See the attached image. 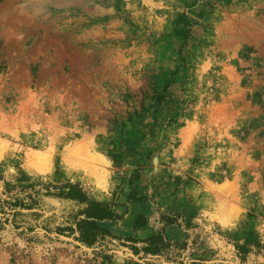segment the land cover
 Segmentation results:
<instances>
[{"label":"rangeland","instance_id":"obj_1","mask_svg":"<svg viewBox=\"0 0 264 264\" xmlns=\"http://www.w3.org/2000/svg\"><path fill=\"white\" fill-rule=\"evenodd\" d=\"M66 183L116 215L89 246ZM16 197L34 203L0 207V264H264L232 245L264 244V0H0Z\"/></svg>","mask_w":264,"mask_h":264},{"label":"trees","instance_id":"obj_2","mask_svg":"<svg viewBox=\"0 0 264 264\" xmlns=\"http://www.w3.org/2000/svg\"><path fill=\"white\" fill-rule=\"evenodd\" d=\"M52 188L56 189L54 194L58 196L70 197L79 202L83 201L86 203L85 209L81 211V213L84 214V218L78 219L76 223L78 231V235L75 237L76 240H79L89 246L95 241V237L102 238L104 235H108V230L100 226L99 223L102 221H111L116 219V215L112 212L110 205L88 200L81 187L77 184L66 183L57 187L52 186ZM29 199L31 198L29 197ZM33 203L32 199L31 203H29L22 201L18 197L14 198L13 201L0 199V207L10 205L13 206V208L16 206L30 208ZM63 230H71V228ZM154 236L155 235H150L137 240L138 242L143 243L141 246L130 244L128 247L131 249L133 254H136L138 251H141L143 254H156L157 248L155 244H153ZM232 245L239 254L247 253L251 250V246H254L257 251H264V244L252 238L249 233L246 234V237L241 243L234 240ZM188 264H195V262L191 261Z\"/></svg>","mask_w":264,"mask_h":264},{"label":"crops","instance_id":"obj_3","mask_svg":"<svg viewBox=\"0 0 264 264\" xmlns=\"http://www.w3.org/2000/svg\"><path fill=\"white\" fill-rule=\"evenodd\" d=\"M166 232L171 237H178L180 234V230L174 225H168L166 227Z\"/></svg>","mask_w":264,"mask_h":264}]
</instances>
